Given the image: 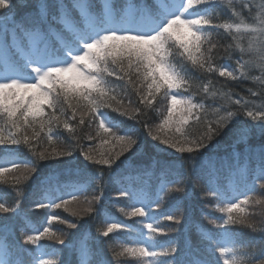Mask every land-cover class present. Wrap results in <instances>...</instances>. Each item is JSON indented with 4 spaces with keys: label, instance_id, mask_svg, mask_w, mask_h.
<instances>
[{
    "label": "trees",
    "instance_id": "1",
    "mask_svg": "<svg viewBox=\"0 0 264 264\" xmlns=\"http://www.w3.org/2000/svg\"><path fill=\"white\" fill-rule=\"evenodd\" d=\"M71 2L65 0V3ZM89 3L94 16L105 17L103 0H89ZM151 3L152 0H111L109 9L113 13L112 22L120 23L128 7L134 9V16L142 17L144 15L137 9H145ZM207 3L206 18L212 17L213 24L202 27L208 39L217 47L202 45V50L212 48L211 52L204 51L203 59L210 61L214 69L227 66L228 70L234 72L235 79L220 77L218 71L207 72V64L205 69L194 67L186 55L182 56L181 50L173 45L166 57L168 63L188 80L184 88L173 92L182 93L200 108L189 117L180 132H176L175 125L161 130L159 125L162 114L167 112L169 98L161 89L153 101L155 110L147 112V115L152 118L153 135L167 137L178 146L184 140L199 139L206 124L215 122L226 111L236 114L233 119L238 116V127L245 121L254 124L256 121L243 115V104L248 103L249 108L255 110L264 103V97L260 96L264 90V51L261 50L264 43V0H207ZM73 17L79 22L77 14L74 13ZM2 19L0 17V26ZM225 24L230 27H223ZM237 25L240 26L239 30ZM47 39L53 45L62 43L61 37L55 33ZM21 48L28 50L27 44ZM8 54L11 62H23L19 52L13 48ZM128 63L127 58L119 54L116 64L112 63V57H108L101 67L107 68L108 72L115 69L117 74L110 76L105 72L101 87L106 102H111V97H115L130 115L124 118L112 110H103L102 115L106 116L108 127L119 129L118 135H124L125 131L134 127L140 129L138 144L148 149L147 154L138 156L133 152L126 153L110 170L106 165H94L85 160V151L93 161L108 158L113 155V144L104 143L110 137L98 134L95 127L80 123L81 115L85 120L89 117L86 115L87 102L79 98L70 97L65 102L61 95L55 111L46 108L42 118H36L31 125H22L19 130L12 128L8 117L0 113V131L6 139L23 141V137L27 136L30 142L0 145V163L12 161L0 165L7 169L0 174V203L10 212L16 209L7 216L0 212V218L6 216L8 222L15 226L16 235L22 243L24 235L38 236L45 227L50 229L37 244L28 245L35 250L37 259L40 257L38 246L43 248L46 264H58L60 257L55 247L56 236L66 239L68 234L74 237L81 231H90L93 236H99V240L91 242L102 246L114 264L117 260L124 264H142L138 257L127 253L115 257L114 253L137 247L136 241L147 223H158L164 229L163 233H151L157 252L179 245L182 249H190L201 261L210 260L214 264L219 257L220 264H224L225 259L229 260V264L233 259L239 264L264 244V189L258 183L254 185L250 179H245L250 173L259 171L258 160H250L246 145L235 144V137L231 135L220 139L202 162L182 159L181 156L187 154L156 145L146 135L147 130L137 123L144 115L136 110L143 108L139 104L138 91L147 92V85L142 74L128 69ZM121 68L127 71H120ZM20 73L30 77L29 69ZM98 97L99 93L93 99ZM237 100L241 103L237 104ZM69 104L77 110L75 119ZM197 115L200 122H197ZM66 124L68 127H65ZM88 136L95 139L88 140ZM249 143L257 146L260 143L259 134L250 136ZM69 151L72 152L70 156L58 155ZM40 155L45 159L38 161ZM129 160L142 165L127 168L126 162ZM194 163L197 164L195 172ZM199 163H203L205 172H200ZM12 164L20 165L13 169ZM181 177L188 182L175 183ZM181 188L192 194L190 199L181 200L175 191ZM211 188L223 195L218 198L207 195L205 198ZM121 191L127 194L120 196ZM63 201L68 203L59 209L51 206ZM178 201L180 211L174 214L182 221L179 226L175 221L164 218L174 212ZM228 203H238L244 210L243 213L236 210L232 213L234 219H243V223H224L228 214L222 212L221 208ZM37 204L41 206L37 207ZM134 206L146 207L148 216L127 215ZM51 216L56 219H49ZM71 223H76L77 227L70 229L68 225ZM109 224H119L120 227L104 237L102 233ZM221 238L229 243L225 259L218 248ZM100 241H103L102 245ZM209 244L213 247H209Z\"/></svg>",
    "mask_w": 264,
    "mask_h": 264
},
{
    "label": "snow or ice",
    "instance_id": "2",
    "mask_svg": "<svg viewBox=\"0 0 264 264\" xmlns=\"http://www.w3.org/2000/svg\"><path fill=\"white\" fill-rule=\"evenodd\" d=\"M199 6V7H196ZM209 4L207 0H152V3L145 9H137L141 15L147 16L148 22L145 26L137 27L134 18H130L125 23L115 24L110 16L99 17L93 15V9L89 0H72L65 3V0H0V113L6 115L11 127L19 130L22 125H31L36 118H42L47 109L55 111L58 98L62 95L67 102L69 98H79L88 104L89 119L85 120L84 115L80 116V123L88 127H95L98 134H103L106 139L104 143L113 144V155L106 159L95 160L87 151L83 153L85 160L94 165H106L108 170L126 153L133 152L134 155H146L148 149L139 145L140 129L134 127L125 131L124 135H118L119 129L106 126L101 119L103 110H112L124 118L130 115L128 110L123 109L115 97H111V102H106L102 91L103 74L116 75L114 69L108 72L107 68H102L101 64L106 63L108 57H112V63H117V55H121L128 60V69L134 70L138 75L142 74L143 81L147 85V92L138 91L140 95L139 104L143 108L137 111L144 113L143 119L137 121L144 129L146 135L156 145H163L166 149L174 150L180 154L182 159H190L194 162H202L206 155L212 150L220 139L226 136L235 137V144H245L249 159H256L259 162V171L252 172L245 179H250L253 184H259L264 189V103L259 108L252 110L248 103L243 104L245 111L243 115L249 117L254 124L247 121L242 126H237L238 116L233 112L226 111L225 115L218 116L215 122L207 123L203 134L199 139L193 141L184 140L178 143L171 142L167 137L153 135L154 126L151 116L147 112L155 110L153 101L156 99L161 89L168 96L167 112L159 125L161 130L176 126V132L188 123L200 105L192 103L191 99L182 93L173 90L184 88L188 80L180 71H177L168 63L167 54L176 45L182 56L186 55L194 67L205 69L207 72L218 71L220 77L235 79L234 72L228 70L227 66L221 65L214 69L210 61L203 59L204 51L211 52L217 45L208 39L202 26H211L213 18L207 17ZM201 10H204L203 12ZM77 14L79 22L74 19L73 14ZM134 17V14H132ZM182 17H184L182 19ZM194 17V18H192ZM9 24L11 27H9ZM162 26H159L161 25ZM159 26V27H157ZM229 28L230 25H223ZM239 30V25L236 26ZM55 33L60 36L62 43L50 44L47 37ZM264 35V34H262ZM27 44L28 51L25 60L21 64L13 63L7 59L4 53L11 51L12 47H22ZM212 45V48L202 50V45ZM264 51V43L261 45ZM239 64L240 61L238 60ZM264 67V66H262ZM30 68L31 83L24 82V77L20 72ZM120 71H127L123 68ZM122 78V77H121ZM99 93V97L93 99ZM264 97V90L260 92ZM237 104L241 101L237 100ZM72 109L73 118H76L77 110ZM31 118V119H30ZM133 119H135L133 117ZM197 122L200 117L196 116ZM65 127H68L66 124ZM259 134L260 143L253 146L249 143L250 136ZM88 140L95 137L88 136ZM29 144V138L23 137V141L15 138L6 139L0 131V145ZM119 149V150H117ZM69 152L58 153L60 157L70 156ZM154 157V156H153ZM152 157V158H153ZM40 155L37 160H44ZM20 164H12L15 169ZM28 166L29 164H24ZM142 164H133L130 160L126 162V167H140ZM197 164L194 163L195 172ZM200 172H205L203 163H199ZM7 171L0 167V174ZM35 171V168H33ZM185 178H178L175 183L185 184ZM181 200L190 199L191 193L186 189L175 190ZM127 193L121 191L120 196ZM213 197L223 195L215 188H211L206 194ZM68 202L52 204L57 209ZM37 207L41 205L37 204ZM159 206V205H157ZM16 210V209H15ZM0 203V212L12 213ZM236 210L243 213V209L238 203H228L221 208L222 212L228 214V223H243V219L236 220L232 213ZM180 211L179 201L172 214H168L165 219L175 221L179 226L182 221L174 214ZM149 212L146 207H132L127 213L129 216H140L146 218ZM0 218V264H37L35 250L28 245H35L37 241L49 233L50 229L45 227L42 232L36 235H24L23 243L16 235V228L9 223L7 218ZM49 219H56L55 216ZM151 220V219H148ZM70 229L77 227L76 223L68 225ZM119 224H109L107 230L102 233L108 237L114 228H119ZM146 228L151 233H163L164 229L158 223H147ZM227 231V229H225ZM99 240V236H93L90 231H81L74 237H55V247L59 255L58 264H114L104 252L102 246L98 247L91 241ZM103 244V241H100ZM137 247L125 248L123 253H114L119 257L125 253L133 257H138L142 264H213V261H201L190 249H182L179 245L170 246L161 252L153 251L143 239L136 241ZM209 247H213L209 244ZM221 256L227 252L225 247H219ZM39 264H46L40 260ZM115 264H124L123 261H115ZM214 264H220L217 257ZM224 264H229L225 259ZM231 264H238L233 259ZM239 264H264V244L257 247L251 255L239 261Z\"/></svg>",
    "mask_w": 264,
    "mask_h": 264
},
{
    "label": "rangeland",
    "instance_id": "3",
    "mask_svg": "<svg viewBox=\"0 0 264 264\" xmlns=\"http://www.w3.org/2000/svg\"><path fill=\"white\" fill-rule=\"evenodd\" d=\"M110 1L111 0H103V4H104V7H105V17H108V16H110V18H111V20H112V16H113V13H112V11L109 9V3H110ZM132 14H134V9L133 8H130V7H128L125 11H124V13H123V15L125 16L124 18H123V20L122 21H120V23H116V24H121V23H125L127 20H129L130 18H134V22H132L133 24H135L137 27H143V26H145L143 23H147L148 22V17L147 16H142V17H136V16H134L133 17V15ZM184 17H182V19H183ZM159 26H162V24L161 25H159ZM159 26H157V27H159ZM15 51H18L19 52V57H21L22 59H23V61L25 60V58H26V54H27V51L28 50H26V51H24L21 47H15V46H13L12 47ZM3 55H5L6 57H7V59H8V57H9V54H8V52H6V53H4ZM10 61V60H9ZM2 64V63H1ZM1 68H3V64H2V67ZM29 70H30V68H29ZM31 71V70H30ZM20 75H21V73H20ZM21 76H23V75H21ZM25 79H24V82H27V83H31V82H34V81H32L31 80V78L30 77H28V76H23ZM101 119L102 120H104V122H105V124H106V126H107V118H106V116H101ZM5 162H7V163H4V162H2V163H0V165H5V164H8V163H11L12 161L11 160H5ZM138 204H140V203H138ZM139 239H143L144 241H145V243L149 246V248L151 249V250H153V251H156L157 249H156V247H155V245L153 244V239H152V234H150V230H148L147 228H146V225L143 227V229L141 230V232H140V237H139ZM219 247H225L226 249H227V252H226V254L223 256V259H225L226 258V256H227V254H228V249H229V243H228V241L226 240V239H223V238H221V240H220V243H219V245H218V248ZM38 248H39V250H40V257L37 259V264H39V261L40 260H43V261H45L46 260V254H45V252H44V250H43V248L41 247V246H38Z\"/></svg>",
    "mask_w": 264,
    "mask_h": 264
}]
</instances>
